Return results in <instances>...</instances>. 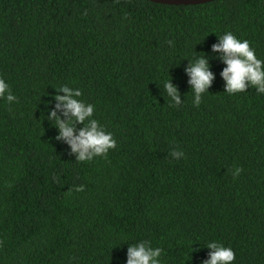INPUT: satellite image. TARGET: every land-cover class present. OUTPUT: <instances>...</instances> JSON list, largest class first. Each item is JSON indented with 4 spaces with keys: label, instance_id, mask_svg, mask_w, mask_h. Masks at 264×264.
<instances>
[{
    "label": "trees",
    "instance_id": "trees-1",
    "mask_svg": "<svg viewBox=\"0 0 264 264\" xmlns=\"http://www.w3.org/2000/svg\"><path fill=\"white\" fill-rule=\"evenodd\" d=\"M226 32L264 62V0H0L18 101L0 97V264H127L146 241L161 264H202L212 242L264 264V93L225 92L212 46ZM201 56L213 79L197 107L186 69ZM62 86L112 133L106 158L56 138Z\"/></svg>",
    "mask_w": 264,
    "mask_h": 264
},
{
    "label": "clouds",
    "instance_id": "clouds-1",
    "mask_svg": "<svg viewBox=\"0 0 264 264\" xmlns=\"http://www.w3.org/2000/svg\"><path fill=\"white\" fill-rule=\"evenodd\" d=\"M170 42V41H169ZM213 52L222 54L221 59L227 65L221 75L226 81L225 92L235 94L246 91L249 85L255 87L259 93H264V67L261 60L257 59L255 50L250 47L248 40H239L231 32H226L220 37V42L212 46ZM208 62L203 56L195 61L186 69L191 77L189 83L195 93L194 104L198 107L201 103V93L207 91L213 79V74L208 70ZM167 92L172 97L175 105H179V97L176 88L169 82L164 84ZM57 91H63L65 95H56L54 98L58 101L57 110H62L64 117L68 119L61 120L57 112L53 110L49 119L55 118V123L59 127V136L57 139H63L69 145L73 153H78L77 161H91L95 156L107 157L108 149L116 147V141L112 133L105 134L104 128L97 120H91L85 124V120L91 117L94 112V105L87 104L83 100L73 98V93L67 86L60 87ZM7 93V95H6ZM7 102H18L17 98L11 93L9 85L0 78V97H5ZM77 97L82 95L81 90L75 92ZM69 114H71L69 116ZM85 124L79 129V134L75 135V125ZM242 169L237 168L234 178L239 175ZM84 186L76 188V191H83ZM150 244L148 241L128 248L127 264H161L157 257L161 256L162 248L146 247ZM207 247L212 249L209 253L210 259L202 264H232L235 260V253L230 247L212 242Z\"/></svg>",
    "mask_w": 264,
    "mask_h": 264
},
{
    "label": "water",
    "instance_id": "water-1",
    "mask_svg": "<svg viewBox=\"0 0 264 264\" xmlns=\"http://www.w3.org/2000/svg\"><path fill=\"white\" fill-rule=\"evenodd\" d=\"M157 3L173 4V5H189V4H201L213 0H150Z\"/></svg>",
    "mask_w": 264,
    "mask_h": 264
}]
</instances>
